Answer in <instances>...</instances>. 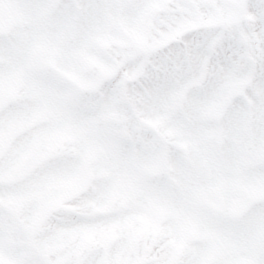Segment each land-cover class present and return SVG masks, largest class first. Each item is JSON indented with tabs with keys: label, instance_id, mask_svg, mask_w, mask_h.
<instances>
[{
	"label": "snow or ice",
	"instance_id": "obj_1",
	"mask_svg": "<svg viewBox=\"0 0 264 264\" xmlns=\"http://www.w3.org/2000/svg\"><path fill=\"white\" fill-rule=\"evenodd\" d=\"M0 264H264V0H0Z\"/></svg>",
	"mask_w": 264,
	"mask_h": 264
}]
</instances>
